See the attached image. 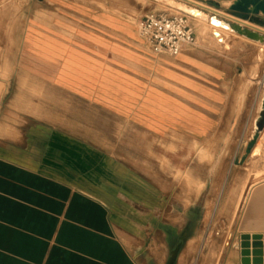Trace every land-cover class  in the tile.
<instances>
[{
	"label": "crops",
	"instance_id": "obj_1",
	"mask_svg": "<svg viewBox=\"0 0 264 264\" xmlns=\"http://www.w3.org/2000/svg\"><path fill=\"white\" fill-rule=\"evenodd\" d=\"M96 4L0 0V264H162L172 231L204 228L205 151L264 150V44L227 31L156 55ZM156 148L195 150L173 163L192 191H171ZM232 230L222 264H241V234L264 241V181Z\"/></svg>",
	"mask_w": 264,
	"mask_h": 264
},
{
	"label": "rangeland",
	"instance_id": "obj_2",
	"mask_svg": "<svg viewBox=\"0 0 264 264\" xmlns=\"http://www.w3.org/2000/svg\"><path fill=\"white\" fill-rule=\"evenodd\" d=\"M218 1L226 6L223 0ZM169 4L171 5L166 0H99V5L96 4L94 7H100L107 14L120 18L123 22L136 28L138 32L139 21L150 12L179 13L178 9ZM192 25L197 37L196 44H219L213 34V31L216 30L214 27L194 19H192ZM225 34L227 31L223 32L224 40L227 39ZM139 41L145 46L140 36ZM237 135L235 134L236 137ZM252 136L253 133H249L246 134L245 138L252 142ZM255 141L256 137L252 145ZM160 151L156 148L150 155L159 164V166L154 165L153 168L156 170L157 167H160V169L164 168L165 172H170L172 178L170 181L171 191H192L194 184L190 181V176L181 175L178 170H175L173 163H178L179 157H183L185 153L188 156L190 151L195 152V150L165 148L163 150L164 156L171 155V166L168 158L159 154ZM205 152L206 155L203 159L207 163L203 165V173L206 180L203 181L202 185L199 184L198 189L196 188L199 190L202 187L205 190V196L202 199L203 204L207 205V211L203 213L204 228L203 230L199 229L195 234L193 229L186 231L188 236L185 244H183L185 238H181L183 241H181V249L182 247L186 248L185 254L180 261L177 259L175 264H222L224 256L230 249V246L226 247V244L231 230L239 221L249 187L252 188L264 181V150L258 156H253L250 150L244 146L234 149H207ZM193 157L194 154H192ZM189 167V164L186 165V169ZM209 196L211 198H208ZM209 225L211 228L207 229ZM189 238L192 239L189 241ZM169 242L171 245L168 246L167 253L163 254L162 264H167L171 248L179 243L177 231L171 232ZM187 252L188 257H186Z\"/></svg>",
	"mask_w": 264,
	"mask_h": 264
},
{
	"label": "water",
	"instance_id": "obj_3",
	"mask_svg": "<svg viewBox=\"0 0 264 264\" xmlns=\"http://www.w3.org/2000/svg\"><path fill=\"white\" fill-rule=\"evenodd\" d=\"M170 6L175 7L181 12L187 13L192 17L205 16L215 26L222 27L230 32L237 33L250 40L264 44L263 30H256L252 27L245 26L243 23L234 20L231 17L225 16L224 18H220L218 15H211L210 13L194 6L189 9L177 7L172 3ZM228 10L235 18L248 20L251 23H256L264 28V0H231V4L228 6ZM213 34L216 37H220V33L217 31H214ZM221 42H224V40H222ZM255 129L258 134H261L264 130V97L262 100L259 116L255 122ZM232 237L233 230H231L226 247L230 245ZM239 247L241 264H263V235L241 234ZM180 250L181 242L177 243L174 247L171 248L167 264L176 263Z\"/></svg>",
	"mask_w": 264,
	"mask_h": 264
},
{
	"label": "built area",
	"instance_id": "obj_4",
	"mask_svg": "<svg viewBox=\"0 0 264 264\" xmlns=\"http://www.w3.org/2000/svg\"><path fill=\"white\" fill-rule=\"evenodd\" d=\"M211 15L225 16L218 9L206 4H192ZM215 10H212L211 8ZM193 17L187 13L170 14L165 11L150 12L138 24L139 36L156 55L176 57L187 47L196 45L197 37L192 25ZM264 264V241H263Z\"/></svg>",
	"mask_w": 264,
	"mask_h": 264
},
{
	"label": "bare ground",
	"instance_id": "obj_5",
	"mask_svg": "<svg viewBox=\"0 0 264 264\" xmlns=\"http://www.w3.org/2000/svg\"><path fill=\"white\" fill-rule=\"evenodd\" d=\"M166 1H168L169 3H172V4H174V5H176L177 7H182V8H185V9H189V8H191L193 5L192 4H194V3H197V4H201L200 2H198L197 0H166ZM228 6L231 4V0H223ZM211 8V7H210ZM212 10H215L214 8H211ZM219 11V10H218ZM179 12H180V10H179ZM220 12V11H219ZM231 18H233L234 20H237V21H239V22H241V23H243L244 24V20H241V19H238V18H235L234 16H230ZM193 19L195 20V21H198V22H203V23H205V24H209L211 27H214L216 30H214V31H217V32H219L220 33V37H216V38H218V40L221 42L222 40H224L223 39V37H222V35H223V32L224 31H228V30H226V29H224V28H222V27H218V26H215V25H213L212 23H211V21L209 20V19H207L205 16H200V17H193ZM244 21V22H243ZM247 23V22H246ZM261 30H263L264 31V28L263 27H261L260 28ZM213 31V32H214ZM228 32H230V31H228Z\"/></svg>",
	"mask_w": 264,
	"mask_h": 264
}]
</instances>
